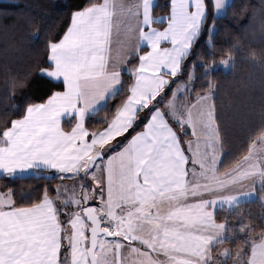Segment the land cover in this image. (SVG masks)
Here are the masks:
<instances>
[{
	"label": "snow or ice",
	"instance_id": "6c2138e0",
	"mask_svg": "<svg viewBox=\"0 0 264 264\" xmlns=\"http://www.w3.org/2000/svg\"><path fill=\"white\" fill-rule=\"evenodd\" d=\"M113 3L80 0L71 9L31 75L48 82L46 92L0 130V173L71 179L34 185L30 200L0 186V264H109L105 234L119 235L134 214L148 212L168 178L165 137L148 102L159 95L149 73L167 51L159 47L166 37L142 29L135 47L114 49ZM171 3L179 16L182 0ZM102 108V123L90 126Z\"/></svg>",
	"mask_w": 264,
	"mask_h": 264
},
{
	"label": "trees",
	"instance_id": "16d2710c",
	"mask_svg": "<svg viewBox=\"0 0 264 264\" xmlns=\"http://www.w3.org/2000/svg\"><path fill=\"white\" fill-rule=\"evenodd\" d=\"M203 1L205 17L200 31L183 57L179 71L155 99V105L164 110L174 85L188 78L191 91L187 100L211 93L221 172L239 162L264 133V0H230L221 15L214 14L211 0ZM79 2L0 0V130L7 126V120L10 125L12 118L22 114L26 100H35L46 92L48 82L42 78L31 79V75L44 58L45 39L62 33L69 12ZM170 6L171 0H156L151 14L167 17ZM164 23L165 20L153 22L157 27ZM124 80L132 82L126 73ZM106 112L102 108L93 114L90 126L102 123ZM167 119L171 123L168 116ZM171 125L179 131L181 140L188 136L178 124ZM59 181V177L44 179L39 170L13 177L0 175V186L10 184L16 189V197L25 200L33 198L34 185L53 186ZM214 218L225 224V231L222 243L213 249L212 263H235L232 260L235 253L221 262L220 247L231 252L243 250L239 255L245 261L251 244L264 233L262 188L259 184L255 186L252 199L217 209Z\"/></svg>",
	"mask_w": 264,
	"mask_h": 264
},
{
	"label": "crops",
	"instance_id": "0c3cea01",
	"mask_svg": "<svg viewBox=\"0 0 264 264\" xmlns=\"http://www.w3.org/2000/svg\"><path fill=\"white\" fill-rule=\"evenodd\" d=\"M155 1L114 0L112 17L115 29H118H114V49L121 44L135 47L142 29L166 37L161 39L159 47L167 51L162 52V59L149 73L153 94L160 93L179 71L205 17L203 0H195L200 7L196 16L191 14L190 0H182L180 15L173 14L174 5L171 3L167 17L151 14ZM149 18L150 24L147 23ZM160 20H165L162 27L153 24ZM148 51L144 47L142 52ZM123 59V55L117 56L114 63L119 64ZM173 92L174 88L166 100L167 107L175 118L186 122L184 126L188 129V136L181 140L179 131L176 132L167 119V107L165 111L155 105V123L165 137V148L170 157L169 175L163 188L154 194L148 212L134 214L119 235L106 237L104 248L111 249L107 253L109 264H117V261L119 264H214L213 249L222 241L225 231V224L215 220V211L255 197L254 191L247 196L244 187L232 191L227 189V185L238 178L232 177V167L221 172L218 170L221 153L211 93L199 95L191 101L186 99L188 105L182 102L178 105L177 101L171 100ZM186 105L183 117L181 110ZM193 106L195 108L190 110ZM192 112H195L194 116ZM36 171L29 169L19 175ZM58 183L70 184L71 179ZM125 221L129 218L125 217ZM167 225L174 227L173 234H159ZM171 236L174 242L186 241L180 245L182 250L185 248L184 252L166 251L165 246ZM192 236L199 238L200 249L193 243Z\"/></svg>",
	"mask_w": 264,
	"mask_h": 264
},
{
	"label": "rangeland",
	"instance_id": "374dc122",
	"mask_svg": "<svg viewBox=\"0 0 264 264\" xmlns=\"http://www.w3.org/2000/svg\"><path fill=\"white\" fill-rule=\"evenodd\" d=\"M196 1L190 0V8L192 10L191 14L195 16L200 11L199 4ZM211 1H212V6H213V12L215 15L223 14L225 7L230 2V0H211ZM224 66L228 67V64H225ZM190 91H191L190 78H188L187 80H181L177 82L176 86L174 87V92L172 94L171 100L173 102L177 101L176 103H178V105L182 103L188 105L189 102L186 103V99L188 98ZM208 94H210V92H206L203 95L206 96ZM179 102H182V103H179ZM153 103L155 104L157 103V101L154 100L150 104H153ZM178 105H177V109H178ZM187 105L183 106V110H181L182 113L185 111V109L187 110ZM165 106L167 107V102L165 103ZM193 108L195 107L194 106L191 107L190 110H192ZM167 113L169 115L171 124L174 125L176 123L181 127V131H186V132L188 131V129L184 126L186 125L185 124L186 122L184 120H179L178 118H175V116L172 113H170L169 107H167ZM184 115L185 113H183V117ZM191 115L194 116L195 112H192ZM182 124H183V128L181 126ZM231 175L232 177L238 176V178L236 177L235 180L230 182L229 186L227 185V189L229 188V190L232 191L234 189H237V187L238 188L244 187L247 190L246 195L248 196L251 191L255 192V186L259 184V186L262 188L263 202H264V133L261 134L256 139L255 142L252 143V145L249 148L248 153L243 158H241L240 161L236 163V165H234V167H232ZM155 223L156 225H158L157 222ZM173 228L174 227L172 225H169V226L167 225L165 229L162 230L159 234H163L164 236H169L170 234H173L172 232ZM182 237L185 238L186 236H182ZM168 239L169 237H167V241ZM190 239L191 238H188V240ZM197 239L199 238L192 236V241L194 244L199 243ZM223 239H224V236H223ZM222 241L219 242L217 245L222 243ZM184 243H186V241H182L181 239L174 242L171 236L169 242H167V245L165 246L166 251H170V252L177 251L178 253H180L181 251L184 252L185 248H183V250L180 248V245ZM181 247H184V246H181ZM200 248H201L200 244H198L197 249H200ZM241 251L243 253V250L241 249L236 252L234 251L231 252L229 248L220 247L218 252H219V256L221 257V262L226 261L225 260L226 256L229 255L232 257L233 253H235L234 254L235 256L232 257V260H235L234 264H264V233L259 240L251 244V246L249 247V254L245 261L243 257H240L239 255ZM215 260H216V257H215Z\"/></svg>",
	"mask_w": 264,
	"mask_h": 264
},
{
	"label": "water",
	"instance_id": "95a60500",
	"mask_svg": "<svg viewBox=\"0 0 264 264\" xmlns=\"http://www.w3.org/2000/svg\"><path fill=\"white\" fill-rule=\"evenodd\" d=\"M106 237H111V236H107V234H105Z\"/></svg>",
	"mask_w": 264,
	"mask_h": 264
}]
</instances>
